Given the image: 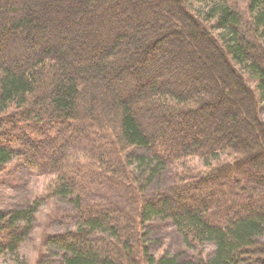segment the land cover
<instances>
[{
    "label": "trees",
    "instance_id": "trees-1",
    "mask_svg": "<svg viewBox=\"0 0 264 264\" xmlns=\"http://www.w3.org/2000/svg\"><path fill=\"white\" fill-rule=\"evenodd\" d=\"M263 106L264 0H0V174L52 177L0 211V256L54 197L47 264H264ZM188 157L212 159L144 194ZM156 221L212 252L153 256Z\"/></svg>",
    "mask_w": 264,
    "mask_h": 264
},
{
    "label": "rangeland",
    "instance_id": "rangeland-1",
    "mask_svg": "<svg viewBox=\"0 0 264 264\" xmlns=\"http://www.w3.org/2000/svg\"><path fill=\"white\" fill-rule=\"evenodd\" d=\"M194 7L197 5H193ZM262 118L264 119V106L262 110ZM69 154L76 157V152L73 147L71 150L66 147ZM67 153V154H68ZM219 160H223L224 156L217 155ZM212 158L207 160L199 157H188L173 164L163 166L159 174L151 178L150 182L146 183V190L144 194H151L155 191L163 190L166 186L172 184L180 176H188L194 174L198 170L205 167L204 160L209 162ZM138 159H134L133 163H137ZM206 163V162H205ZM132 167L135 164H130ZM207 165V163H206ZM12 166V165H11ZM134 168V167H133ZM12 173L2 175L0 174V211L10 208L22 207L28 199L43 194L46 192L47 186L52 179L48 174L30 176L27 175V180L21 178L19 174ZM143 181L141 178H139ZM109 181V180H105ZM120 181L121 178H120ZM143 183V182H142ZM143 187V184H142ZM112 187L101 186L98 191L94 193L93 198L101 200L116 201L122 195L116 194ZM31 196V197H30ZM100 196H102L100 198ZM68 205L61 202L54 197L46 198L38 207L34 215L32 230L27 239L20 245L17 256H0V264H47L49 261L53 262L57 259L56 250L46 246V237L51 234L63 232L70 229L72 224L67 218ZM148 250L153 256H205L210 254L213 250V244L210 242L204 243L197 249H191L184 246L180 236L169 222L156 221L150 225L145 236Z\"/></svg>",
    "mask_w": 264,
    "mask_h": 264
}]
</instances>
